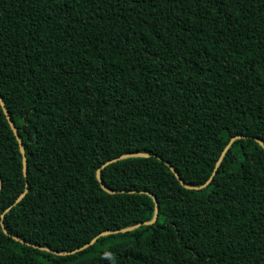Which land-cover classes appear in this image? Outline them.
<instances>
[{"label": "trees", "instance_id": "obj_1", "mask_svg": "<svg viewBox=\"0 0 264 264\" xmlns=\"http://www.w3.org/2000/svg\"><path fill=\"white\" fill-rule=\"evenodd\" d=\"M0 96V264H264V0H0Z\"/></svg>", "mask_w": 264, "mask_h": 264}, {"label": "water", "instance_id": "obj_2", "mask_svg": "<svg viewBox=\"0 0 264 264\" xmlns=\"http://www.w3.org/2000/svg\"><path fill=\"white\" fill-rule=\"evenodd\" d=\"M0 103H1V105H2V107H3V109H4V112H5V114H6L7 118H8V121H9V123H10V125H11V127H12V129H13V131H14V133H15V135H16L18 141H19V143H20V148H21V152H22V156H23V170H24V175H25V177L27 178V175H28V171H27V168H28V162H27V157H26V153H25V148H24L23 142H22L21 137H20V135H19V133H18V129H17V127H16L14 121H13L12 118L10 117V114H9V112H8V110H7V107H6V105H5V102H4V100L2 99L1 96H0ZM241 137H243V136H242V135H236V136H234V137L231 138V141L228 143V145H227L226 148L224 149V151H223V153H222L220 159L218 160V162H217V164H216V168L214 169V171H213L211 177L208 179V181H207L206 183H204V184H202V185H200V186H190V185L185 184L184 182H183V184H184L186 187L191 188V189H200V188L205 187V186H206V185H207V184L213 179L214 175L216 174V171H217L218 166L220 165V163H221V161H222L224 155L226 154V152L228 151V149H229L230 146L232 145L233 141H234L235 139H237V138H241ZM256 140H257V141H258V142L264 147V141H263V140H261L260 138H256ZM148 155H150V154H149V153H145V152H133V153H128V154H122V155H120V156H118V157H115V158H113V159H110V160L105 161V162H104V163L98 168V170H97V178L99 179V181H100L102 187H104V188H105L107 191H109L110 193H116V192H118V191H116V190H112V189H108V188H106V186L103 184L102 179H101V171H102L103 168H105V167L108 166L109 164H111V163H113V162H115V161H117V160L123 159V158H128V157H132V156H148ZM166 163L170 166V168H171L172 171L175 173V175L177 176V178H178L180 181H182L180 175L177 173V171L174 169V167H173L169 162H166ZM26 185L28 186V181H27V179H26ZM2 187H3V183H2V180L0 179V190L2 189ZM26 192H27V189H25V190L19 195V197L16 199V202H19L21 199H23V197L25 196ZM147 193L150 194V195L154 198V200H155V205H156L155 214H154V217H153L151 220L146 221V222H142V223H137V224H134V225H131V226L125 227V228H120V229H114V230H105V231H102L99 235H97L96 237H94L91 241H89L88 243H86V244H84V245H82V246H80L79 248H76V249H72V250H69V251H58V250H54V249H51V248H48V247H45V246H41V245H37V244L29 243V242H27L26 240H24V239H22V238H20L19 236H16V235H11V236H13L16 240H19V241L24 242V243H28V244H30V245H33L34 247H38V248H40V249H43V250L49 251V252L54 253V254H57V255H68V254H73V253H76V252H78V251H80V250H83V249L89 247L90 245H92L93 243H95L96 240H97L100 236H104V235H108V234H116V233H119V232H126V231H129V230H133V229H135V228H137V227H139V226H141V225H143V224H147V225H148V224H154V223L156 222V220H157V218H158V214H159L158 200H157L156 196H155L154 194H152L151 192H147ZM10 208H11V206L8 207V208L5 210V212H7ZM5 212L2 214L1 224H2L3 230H4L6 233L10 234V233L7 231V229L5 228V226H4V215H5Z\"/></svg>", "mask_w": 264, "mask_h": 264}]
</instances>
